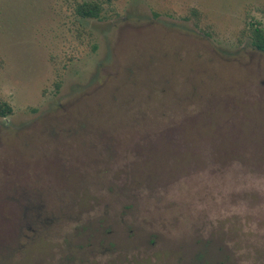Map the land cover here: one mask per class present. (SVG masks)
<instances>
[{
  "label": "rangeland",
  "instance_id": "374dc122",
  "mask_svg": "<svg viewBox=\"0 0 264 264\" xmlns=\"http://www.w3.org/2000/svg\"><path fill=\"white\" fill-rule=\"evenodd\" d=\"M256 28L264 0H0V264H264Z\"/></svg>",
  "mask_w": 264,
  "mask_h": 264
},
{
  "label": "trees",
  "instance_id": "16d2710c",
  "mask_svg": "<svg viewBox=\"0 0 264 264\" xmlns=\"http://www.w3.org/2000/svg\"><path fill=\"white\" fill-rule=\"evenodd\" d=\"M102 6L99 3L91 2V3H83L78 5L77 14L82 18H95L99 19L102 14ZM253 45L260 51H264V30L260 28H256L254 30L253 36ZM12 112L9 106L0 107V116L7 117ZM164 114V113H163ZM162 114V115H163ZM167 117L166 114L163 115Z\"/></svg>",
  "mask_w": 264,
  "mask_h": 264
}]
</instances>
